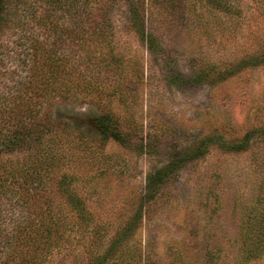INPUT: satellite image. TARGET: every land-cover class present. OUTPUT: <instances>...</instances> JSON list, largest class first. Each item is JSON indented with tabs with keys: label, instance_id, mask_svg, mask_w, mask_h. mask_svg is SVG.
<instances>
[{
	"label": "rangeland",
	"instance_id": "1",
	"mask_svg": "<svg viewBox=\"0 0 264 264\" xmlns=\"http://www.w3.org/2000/svg\"><path fill=\"white\" fill-rule=\"evenodd\" d=\"M128 1L113 15L116 47L130 65L123 96L116 93L110 105L121 139L102 146L101 155L108 157L70 168L83 175L76 191L105 239L130 236V247L138 240L146 264H216L218 253L221 264H243L238 225L264 184V63L248 66L245 59L264 54V5L233 0L240 13L231 16L194 3L201 13L196 32L184 19L159 28L146 7V30L156 31L148 49ZM6 2L0 39L13 54L2 56L0 93L12 83L10 70L19 80L28 53L39 54L28 48L30 39L56 40L72 26L65 7L43 0ZM200 67V80L192 81L189 75ZM69 105L90 107L80 99ZM238 142L242 148L232 150ZM162 168L159 181L155 174ZM138 206L142 224L135 229ZM76 247L55 251L52 263L86 264ZM248 264H264V256Z\"/></svg>",
	"mask_w": 264,
	"mask_h": 264
},
{
	"label": "trees",
	"instance_id": "2",
	"mask_svg": "<svg viewBox=\"0 0 264 264\" xmlns=\"http://www.w3.org/2000/svg\"><path fill=\"white\" fill-rule=\"evenodd\" d=\"M43 1L71 11L72 26L56 40L30 39L28 48L39 54L28 53L19 80L10 70L12 83L0 93V264H53L55 251L72 246H77L86 264H146L145 246L138 240L130 247V236L105 239L102 226L95 224L76 191L83 175L70 171L82 161L108 157L101 155L102 146L121 139L110 105L116 93L123 96L121 87L128 81L123 73L130 68L115 43L113 15L123 0ZM256 1L264 5V0ZM194 3L231 16L240 13L233 0H129L127 9L149 49L156 31L146 30V7L157 27L179 25L184 19L191 23L189 30L196 32L201 13ZM7 12L6 0H0V34ZM10 47L0 39V64L4 54L12 56ZM258 63H264V54L245 59L248 66ZM201 67L189 75L192 81L200 80ZM76 99L90 107L69 105ZM249 138L246 134L244 140ZM242 146L238 142L231 148ZM160 172L155 174L159 181L165 170ZM135 210L139 211L136 229L142 224L143 210L141 206ZM131 234L134 237V231ZM238 238L243 264L264 256V184L243 209ZM217 259L216 264H221V253Z\"/></svg>",
	"mask_w": 264,
	"mask_h": 264
}]
</instances>
